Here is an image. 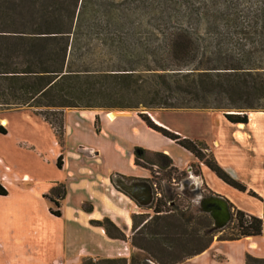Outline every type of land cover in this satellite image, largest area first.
I'll list each match as a JSON object with an SVG mask.
<instances>
[{
    "label": "trees",
    "instance_id": "1",
    "mask_svg": "<svg viewBox=\"0 0 264 264\" xmlns=\"http://www.w3.org/2000/svg\"><path fill=\"white\" fill-rule=\"evenodd\" d=\"M245 1L0 0V110L30 108L49 123L59 144L65 108L218 110L230 123L246 124L249 111H264V0ZM138 115L224 183L261 201L262 216L229 203L230 222L211 231L207 213L171 198L165 202L149 177L160 196L145 213L132 214L129 257H84L78 264H178L206 250L217 234L218 240L264 235V199L226 173L202 142ZM0 133H6L2 124ZM61 164L62 154L56 160ZM134 164L151 176L148 166L166 170L172 161L135 147ZM6 194L0 184V196ZM64 196L63 183L45 195L56 207L50 206L52 215L61 216ZM91 223L126 240L108 218Z\"/></svg>",
    "mask_w": 264,
    "mask_h": 264
},
{
    "label": "crops",
    "instance_id": "2",
    "mask_svg": "<svg viewBox=\"0 0 264 264\" xmlns=\"http://www.w3.org/2000/svg\"><path fill=\"white\" fill-rule=\"evenodd\" d=\"M28 109L30 108H16L10 113L24 112L22 114L25 116L34 115L49 127L53 140L50 149L52 160L45 156V152H39L37 149L34 151L35 147L30 146L28 151L33 150L30 154L34 158L33 172L24 170L19 172L18 168H15V171L0 157V166H3V171L0 172V184L7 189V194L0 196V263L78 264L84 257H129L131 247L128 239L111 238L103 227L93 225L91 221L108 218L126 236L131 231V216L140 213L142 206L124 191L121 185L151 184L148 180L150 171L134 164L135 147L161 152L171 159L175 168L179 171L185 170L189 175L182 186L186 188V192L193 193L197 190L196 188L187 191L189 185H204L212 192L211 195L224 198L228 201V205L230 203L249 215L262 216L261 201L246 192L237 195V191H233L234 188L220 180L201 162H199L200 174L192 175L190 165L198 162L193 155L181 146L182 149L176 148L174 146L177 145L176 143L149 128L133 110H119L121 115L110 120L108 115L109 119L106 117L105 111L102 113L101 108L64 109V134L62 143L59 144L49 123L33 110ZM154 111L152 114L156 118L152 117V119L156 123L151 120L155 124L181 135L180 133L183 132L181 128L173 129L162 119L163 116L160 115L162 111L158 109ZM171 111L190 115L214 112L215 122L233 126L230 138L227 139L229 146L225 144V138L220 136L213 138L207 147L226 173L236 180H243L245 184L238 181L244 184L247 190L255 192L264 199V122H260L264 120V111H249L248 122L241 125L230 123L218 110ZM8 115L3 118L7 122L3 125L6 129L5 134L9 130ZM96 117L98 131L95 129ZM118 121L124 122L128 125L127 130L131 129L144 139L131 142L125 147L119 142L120 131L111 129L108 132L105 128L112 127ZM249 125L251 129L244 130V127ZM73 134L80 135L79 139H81L75 145L69 140ZM83 135L91 139H85ZM181 136L187 137L186 132ZM192 138L198 139L197 141L200 139L194 136ZM200 140L208 145L204 139ZM59 146L62 148L60 149ZM246 148L257 156L256 161L251 160L250 165L243 163L244 158L237 155V152ZM108 152L116 153L118 156L114 160H107L105 157L108 156ZM60 154H62V164L61 168H58L56 160ZM119 156L127 157L128 169H124L118 161ZM13 161L16 163V158ZM41 170L51 173V176H46ZM245 173H248L249 180H245ZM217 180L225 184L223 188L216 186ZM57 183H63L65 186V196L60 202V217L49 212V200L45 197ZM151 185L154 186L153 183ZM225 186L232 190L229 191ZM144 189L146 188L143 187L141 190ZM174 190L166 187L165 191L172 194ZM180 194L183 192H175L177 196ZM242 201L256 204L255 211L242 207ZM254 201L256 203H253ZM8 221L12 226L6 225ZM247 256L256 259V261L250 260L249 264H264V235L235 240H218L214 237L206 250L178 264H247Z\"/></svg>",
    "mask_w": 264,
    "mask_h": 264
},
{
    "label": "rangeland",
    "instance_id": "3",
    "mask_svg": "<svg viewBox=\"0 0 264 264\" xmlns=\"http://www.w3.org/2000/svg\"><path fill=\"white\" fill-rule=\"evenodd\" d=\"M251 1H253V3H257L258 0H251ZM244 4L249 5L250 4L249 0H246L244 2ZM244 4L242 3V5H244ZM65 109H67V108H65ZM12 110L13 109L0 110V124H2V120H4L5 124H2V125H6L7 122L3 118H5L7 116V114H9L7 118L9 119V122H10L8 133L7 134H1L0 133V157L3 158L4 162L6 164H9L11 166V168H13L14 170H15V168H18L19 172H21L22 170L33 172L32 160L34 158L32 157V154H30L31 150L28 151V147L34 146L35 147L34 151H36V149H37V150H39V152H45V154H46L45 156H47L50 160H52L50 149L53 146V140H51L50 129L38 117H36L34 115L29 116L28 114L25 116V114H22L24 112H12V113H10V111H12ZM28 110L31 111V109H28ZM96 110H97V108H96ZM106 110H109L108 112H112V111L115 112L116 118H117V116L121 115V112H118L119 111L118 109H102V113ZM155 110H157V109H155ZM158 110L162 111V112H160L161 113L160 115L163 116L162 119L165 120V122H167L166 124H168V123L170 124V125L168 124V126H172L173 129L174 128H181L183 130V132H186L187 138H189L191 140H198L196 138H192L193 136L200 138V139L202 138L205 141H207L208 145H206L204 143L203 144L205 146H209L211 144L210 142L213 138L223 136L225 138L224 139L225 144L227 146H229L227 144L228 143L227 139L230 138L233 126H231L230 124H227V123L223 124L220 122L218 124V122H215L214 121L215 116L213 114L214 112H204V113H200L199 115H190V114H182V113H178L176 111H171V110H166V109H158ZM133 111L136 112L137 114L146 113V115L149 118L151 116L150 119H152V117L156 118L155 115L152 114L153 112H155L154 110L146 111V110H144V108L140 107V108L135 109ZM220 113H222V112L220 111ZM105 114H104V117H105ZM260 122H264V120H262ZM127 127H128V125H126L124 122L118 121V122L114 123L112 125V127L106 126L105 128L108 132H110L111 129H115L117 131H120L121 135H120L119 142L121 144H123L125 147L128 144H130L131 142L144 139L143 136L137 135L136 133L132 132L131 129L127 130ZM247 129L248 130L251 129L250 125L244 127V130H247ZM182 133H180V134L182 135ZM79 137H80V135L73 134L69 138V140L71 141L72 144L75 145L78 143V141L81 140V139H79ZM83 137L85 139H91L87 135H83ZM200 139H199V141H201ZM60 142L62 143V140ZM23 145H26V147H24ZM174 146L178 149H182L178 145H174ZM61 148L62 147H60V149ZM207 148H208V152L212 154V152L209 150V147H207ZM31 152H33V150ZM246 152H248V153H246ZM237 153H238L237 154L238 157L244 158L243 163H246V165H250L251 160L256 161V157H257L256 154L250 153L248 148L241 149ZM107 155L108 156L105 157L107 160H114L115 157L118 156V154H116V153H109V152L107 153ZM250 156L252 157V159H250ZM119 157H120V160H118V161L121 163V165L124 167V169H128L129 163H128L127 157H125V156L124 157L119 156ZM15 158H16V163H14V161H13V159H15ZM153 160L156 161L157 165L159 163L162 164V161L160 159H156L155 157H153ZM70 161L73 162L72 159H70ZM217 163L219 165V162H217ZM157 165L155 167L148 166L149 168L152 169V175L150 177L153 181L157 182V184L159 185V190L160 191L163 190V193L165 195V198H164L165 202L171 198V199L175 200L176 204H180L181 207L182 206L186 207L187 205L191 204L195 208V210H199L201 199L211 196L212 192H210L206 186L199 185V184L195 185V186L189 185L188 186L189 190L187 189V191H190V189L194 190L197 188V190H198L197 194H192L191 192H186L185 194L183 193V194H180L178 196L175 195V192L180 193V192H183V190L186 191V188L182 187L183 186L182 183L185 179H187V176H189L188 173L185 170L179 171L178 169H177V171H170L169 167H174L173 164L172 165L169 164V166H168V168H166V170L159 169ZM199 165H200L199 162H196V163H193L190 165L192 175L197 176L200 174V170H199L200 166ZM2 171H3V166H0V172H2ZM242 171L246 172L245 169H242ZM41 172L46 174V176H51V173H47L46 170H41ZM169 172L171 173V178L168 180L166 175ZM245 176H246V177H244V178H246L245 180H249L248 173H245ZM172 178H174V179H172ZM236 178H238V177H236ZM175 179H176V181H175ZM237 180H239L245 184V182L243 180H241V179H237ZM223 185H225V184L222 183L220 180L216 181V186L218 188H220V186L223 188ZM166 187L174 188L175 192L171 194L170 192L167 191V193H166V191H165ZM225 187H227V189H229V191L232 190L228 186H225ZM233 191H237V190H233ZM48 195H49V193H48ZM237 195H241V192L237 191ZM154 197L156 198L157 196H154ZM250 202H251V200H250ZM253 203H256V202L254 201ZM255 205L256 204H249V203H246L244 201H242V203H241L242 207L247 208L248 210H251V211L252 210L255 211V209H256ZM50 206L53 209L56 208L52 203L49 202V208H50ZM168 206H169V204L166 203L165 207H168ZM19 209H18V212H20ZM251 211H248V212H251ZM140 212L145 213L146 208L143 206L142 208H140ZM147 212L149 214H151V210L148 209ZM7 224L11 225V222L8 221L6 223V225ZM132 234H133L132 229L128 233V236H126L124 234L126 239L129 240V243H130ZM227 235H229V232H225L223 234V236H227ZM217 236H218V234L215 235L214 237H217ZM27 249H28V247H27ZM33 252H36V251H33ZM0 264H9V263H0ZM18 264H21V263H18ZM23 264H35V263H25L24 262Z\"/></svg>",
    "mask_w": 264,
    "mask_h": 264
},
{
    "label": "water",
    "instance_id": "4",
    "mask_svg": "<svg viewBox=\"0 0 264 264\" xmlns=\"http://www.w3.org/2000/svg\"><path fill=\"white\" fill-rule=\"evenodd\" d=\"M143 187V191L141 190ZM121 188L129 193L141 206L150 205L155 196L156 189L151 185L134 183L132 185H121ZM200 212L207 213L212 218L211 231L223 229L231 220V211L228 201L218 195L202 198L200 201Z\"/></svg>",
    "mask_w": 264,
    "mask_h": 264
},
{
    "label": "bare ground",
    "instance_id": "5",
    "mask_svg": "<svg viewBox=\"0 0 264 264\" xmlns=\"http://www.w3.org/2000/svg\"><path fill=\"white\" fill-rule=\"evenodd\" d=\"M107 115H108V117H110V120H113V119H115L116 118V113L115 112H108L107 114H106V117H107ZM107 117V118H108ZM109 119V118H108ZM2 124H5V122H4V120H2ZM238 125H241V124H238Z\"/></svg>",
    "mask_w": 264,
    "mask_h": 264
},
{
    "label": "built area",
    "instance_id": "6",
    "mask_svg": "<svg viewBox=\"0 0 264 264\" xmlns=\"http://www.w3.org/2000/svg\"><path fill=\"white\" fill-rule=\"evenodd\" d=\"M154 184V188L156 189V191H155V196H157V197H159L160 196V192H159V190L157 189V187H156V183H153ZM154 199H155V197H154Z\"/></svg>",
    "mask_w": 264,
    "mask_h": 264
},
{
    "label": "flooded vegetation",
    "instance_id": "7",
    "mask_svg": "<svg viewBox=\"0 0 264 264\" xmlns=\"http://www.w3.org/2000/svg\"><path fill=\"white\" fill-rule=\"evenodd\" d=\"M185 182L183 181L182 184H184ZM185 190H183V193H186V191L184 192ZM198 193V190H195L192 194H197Z\"/></svg>",
    "mask_w": 264,
    "mask_h": 264
},
{
    "label": "clouds",
    "instance_id": "8",
    "mask_svg": "<svg viewBox=\"0 0 264 264\" xmlns=\"http://www.w3.org/2000/svg\"><path fill=\"white\" fill-rule=\"evenodd\" d=\"M152 184V183H151Z\"/></svg>",
    "mask_w": 264,
    "mask_h": 264
}]
</instances>
